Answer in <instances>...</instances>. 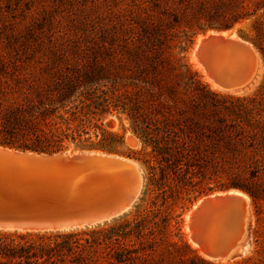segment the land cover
<instances>
[{
    "label": "rangeland",
    "instance_id": "rangeland-1",
    "mask_svg": "<svg viewBox=\"0 0 264 264\" xmlns=\"http://www.w3.org/2000/svg\"><path fill=\"white\" fill-rule=\"evenodd\" d=\"M220 1L223 6L244 5L250 11L227 30L210 28L197 33L187 51L181 52L178 40L172 35V16L183 14L193 20V13L219 5ZM256 6L259 9L251 10ZM261 6H264V0H0V80H3V91H7L5 94L0 92V109L28 108L24 99L12 100L11 95L17 92L23 96L31 95L37 102L38 98L54 97L59 89L68 87L67 77L77 74L81 79L79 77L72 85V90H76L74 95L96 89H114L116 102H119L121 93L122 97H131L134 93L142 114L151 111L149 118L169 122L170 136L175 134L180 144L175 150L181 153V160L194 163L190 167L185 166L184 161L168 166L156 160L151 149L132 130L133 123L126 111L112 109L106 112L98 124L121 135L120 141H111L112 151L81 148L74 142L65 141V148L55 152L99 153L134 162L143 180L136 201L123 214L89 227L16 232L25 233L23 237L0 234V263L232 264L245 256H264V142L260 139L264 133V97L256 96L264 79L263 59L254 46L259 53L257 82L248 90L224 91L213 89L193 56L199 36L204 37L209 32H224L227 37L250 42L246 36L254 34L255 23L264 28V8ZM200 18L203 20L202 15ZM168 21L172 25L167 24ZM153 25L157 26L161 38L158 43L151 44L146 30ZM153 50H157L159 79L163 84L158 98H150L144 93L148 87L144 80L149 78L144 68V56ZM175 62L188 63L198 76L191 79L180 76L169 68ZM213 90L219 94H213ZM134 101L129 104V110L134 111L137 107ZM30 110L22 114L41 121L40 109L34 106ZM210 113L240 129L248 140L247 146L234 152L217 150L210 153L206 152V147L191 150V141L183 131L185 121L204 119ZM171 120H175L176 125H170ZM141 125L137 122L138 127ZM206 157L222 163L221 168L205 166L197 170L198 173L195 165L200 158L205 160ZM237 170L256 188L257 210L251 197L239 189H215L195 197L198 190L214 184L210 180L211 183L204 181V176L225 173L229 177L238 173ZM231 191L245 194L250 201L252 219L248 244L239 257L227 261L208 260L189 238L188 213L202 198ZM136 207L150 210L148 217H154L151 231L144 228L143 222L132 221ZM180 235L190 248L196 249L198 256L182 244Z\"/></svg>",
    "mask_w": 264,
    "mask_h": 264
},
{
    "label": "water",
    "instance_id": "water-1",
    "mask_svg": "<svg viewBox=\"0 0 264 264\" xmlns=\"http://www.w3.org/2000/svg\"><path fill=\"white\" fill-rule=\"evenodd\" d=\"M193 56L224 91L249 83L259 65L252 43L215 35L201 41ZM142 182L127 158L0 146V230L63 231L110 220L132 206ZM251 219L244 195L206 196L188 213L189 238L208 260L234 259L248 242Z\"/></svg>",
    "mask_w": 264,
    "mask_h": 264
},
{
    "label": "trees",
    "instance_id": "trees-1",
    "mask_svg": "<svg viewBox=\"0 0 264 264\" xmlns=\"http://www.w3.org/2000/svg\"><path fill=\"white\" fill-rule=\"evenodd\" d=\"M223 5L224 3L220 1L219 5L215 4L214 6H210L208 9H201L202 11L199 13H193V20L188 19V16L183 14H175L172 16V19L170 20L171 22H174V27L172 26L174 29L172 31V35L178 40V47L181 52L187 51L197 33L204 32L210 28L216 30H227L237 22L241 21L244 18V14L250 11V9L244 5ZM261 7L264 8V6ZM257 9H259V6H256V8L251 10L254 11ZM200 15H202L203 20L200 18ZM170 21H168L167 24L172 25ZM201 21H205L206 24ZM253 31L254 34L252 36H246V39H248L259 50L264 63V40L262 38L264 37V28L259 23H255ZM146 33H148V37H150L148 40L151 44L153 42L158 43L161 38L159 37L160 33L156 25L149 26ZM144 58L146 61L144 68L147 76L149 77L144 80V82L148 85L144 93L150 98H158L163 91V84L162 80L159 79L160 75L157 65V50L151 51L148 55L144 56ZM170 67L171 70L176 71L177 74L184 78L187 77L188 79H191L193 76H198V73L186 62H175L174 65L169 66V68ZM79 77L81 79V76H78L77 74L70 75L67 77L69 78L67 81L69 83L68 87H62L59 89L54 97L46 96L47 98H43L45 100L38 98V102L37 100H33L31 95L23 96L20 92L14 93V96L11 95L14 102L16 101L15 98L17 99L20 97V99H24L25 103L29 106L23 110L19 106L18 108L9 110L5 108L0 109V146L21 151L28 150L38 153H48L63 150L65 148V141H71L76 143V145L81 148L87 147L88 149L112 151L111 141H120L121 135L116 132L106 130L98 124V121L106 112H109L112 109H121L127 112L133 123L132 130L138 135L143 144L151 149V154L156 160L158 159L159 161H163L164 164L168 166H171L172 163L180 164L183 161L185 166L190 167L191 165H194L192 160H181V153L175 150L176 147L180 146V144L177 141L175 134L170 136V132H172V130H170V126L168 124L169 122L164 119L153 120L152 118H149L148 115L151 114V111L147 115L142 114L141 107L138 106V102L134 97L136 95L134 93L131 97H122L121 93L120 99L122 100L119 102H116V93L114 92V89H103L100 91L96 89L80 92L77 96L74 95V91L76 90H72V85L74 82L79 80ZM2 82L3 80H0V92L1 94H5L4 92L7 91H3L4 88L2 86ZM205 87H208V84H205ZM212 93L219 94L215 90H213ZM256 96L259 98L264 97V79L257 90ZM133 101L137 105V107L135 106L134 111L128 109L129 104ZM55 104L57 105L55 106ZM132 105L134 106V104ZM34 106L35 108L40 109L39 114L42 115L41 121L30 118V115L26 117L22 114L31 112L32 110L30 109ZM51 111L56 113L52 114ZM155 111L156 108L153 109V112ZM50 115H52V117ZM137 122L142 125L138 127ZM185 122V129L183 131L185 132V136L191 141V150L206 147L208 150L206 152L210 153H214L217 150L234 152L237 151L239 147H245L248 144L247 138L241 133L240 129L216 115L211 114L204 119L192 118L188 120V123L187 121ZM174 124L176 125L175 120H171L170 125ZM179 129H183V127ZM260 139L263 143L264 133L261 135ZM249 146L253 147L252 144H249ZM169 157H172V159ZM134 158L142 160L145 164L149 163L148 160L138 157ZM207 158L208 157H206L205 160L200 158L199 163L195 165L194 169L197 171L205 168V166H210L213 169L217 167L221 168L222 163L214 160L215 158H208L209 160ZM224 161H227V159ZM236 172L238 173H234L229 177L225 173H220V175L213 174L212 177L204 176V181H207L208 183L213 181L214 184L213 186L207 184L201 190H198L195 197L199 196L201 193L213 191L215 189H239L246 192L251 197L252 203L257 210L256 199L258 197V193L256 188L252 186V184L246 182V178H244V174H242L241 171L237 170ZM149 212L150 210H146L145 208L139 210L138 207H136V212L133 215L132 221L136 222V224L139 221L143 222V226L146 225L144 228H148L149 231H151L152 225L150 224L153 223L154 217H148ZM175 222L177 223V229L179 230V221L177 220ZM5 232L6 233L0 234L15 235L19 237L25 236V233H16L17 231ZM180 240L185 247L189 248L191 252L197 255L196 249L190 248L186 240L181 235ZM255 240H257V238H255ZM200 259L203 261L205 260L201 257ZM247 262H251V264H264V256H259L257 258L245 256L232 264H245ZM15 264L30 263L17 262Z\"/></svg>",
    "mask_w": 264,
    "mask_h": 264
},
{
    "label": "bare ground",
    "instance_id": "bare-ground-1",
    "mask_svg": "<svg viewBox=\"0 0 264 264\" xmlns=\"http://www.w3.org/2000/svg\"><path fill=\"white\" fill-rule=\"evenodd\" d=\"M209 35H215V36H222L223 38H230V37H227L226 36V34L224 33V32H209L206 36H199V40H198V43H197V45L201 42V41H203L207 36H209ZM230 39H234V38H230ZM236 40H239V39H236ZM197 45H196V47H197ZM196 49V48H195ZM258 68H259V65H258ZM257 71H258V69H257ZM256 71V74H255V76H254V78L249 82V83H247L246 85H244L243 87H241V88H237V89H234V90H231V91H243V90H248V89H250V88H252L253 86H254V84L257 82V80H258V77H259V74H260V71H258L257 72ZM206 74V73H205ZM207 75V74H206ZM208 77V76H207ZM210 83H211V85H212V87H213V89L214 88H216V89H219L218 87H216L211 81H210ZM219 90H221V89H219ZM132 143V142H131ZM110 156V155H109ZM132 162V161H131ZM132 163H134V162H132ZM134 165H136L135 163H134ZM137 167V166H136ZM138 168V167H137ZM230 193H237V194H242V195H244L248 200H249V198L245 195V194H243V193H240L239 191H231ZM224 194H228V193H215V194H212V195H224ZM197 205V204H196ZM194 244V243H193ZM246 244H248V242L247 241H244V249L243 250H241V249H239L238 250V252L240 253V255L245 251V248H246ZM195 245V244H194ZM198 249V248H197ZM199 251V250H198ZM199 253L201 254V252L199 251ZM238 257V256H237ZM228 259H223V260H218V261H227Z\"/></svg>",
    "mask_w": 264,
    "mask_h": 264
}]
</instances>
